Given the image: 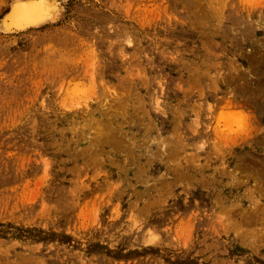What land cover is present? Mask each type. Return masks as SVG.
Returning <instances> with one entry per match:
<instances>
[{"label": "rangeland", "instance_id": "374dc122", "mask_svg": "<svg viewBox=\"0 0 264 264\" xmlns=\"http://www.w3.org/2000/svg\"><path fill=\"white\" fill-rule=\"evenodd\" d=\"M0 264H264V0H0Z\"/></svg>", "mask_w": 264, "mask_h": 264}, {"label": "bare ground", "instance_id": "6f19581e", "mask_svg": "<svg viewBox=\"0 0 264 264\" xmlns=\"http://www.w3.org/2000/svg\"><path fill=\"white\" fill-rule=\"evenodd\" d=\"M15 8L19 9V7H17V6H15ZM33 8L34 9L32 11H28V12L27 11H23L22 9H20L18 11H17V9H16V11L13 10L12 13L7 17L5 27L8 30H17V29H22V28H25V27H31L33 25L41 23L46 18V15L48 14V13L45 12V8H46L45 5H43L40 2H38L37 5L34 6ZM31 17H37V20L35 21V23H32V24L27 25V26H24L22 28L12 29V26L14 25V23H13L14 19L17 18L18 21H19L21 19L23 20L25 18H31Z\"/></svg>", "mask_w": 264, "mask_h": 264}, {"label": "water", "instance_id": "95a60500", "mask_svg": "<svg viewBox=\"0 0 264 264\" xmlns=\"http://www.w3.org/2000/svg\"><path fill=\"white\" fill-rule=\"evenodd\" d=\"M37 3H38V1H28V2H25V3L18 4L17 7H19L23 11H27L28 12V11H32L34 9L33 7L36 6ZM11 13H12V11L10 12V14ZM16 19L13 20L14 25L12 27H14V28H22L24 26L30 25L32 23H35V21L37 20V17L25 18V19H23V20L21 19L19 21H18V19L17 20Z\"/></svg>", "mask_w": 264, "mask_h": 264}]
</instances>
